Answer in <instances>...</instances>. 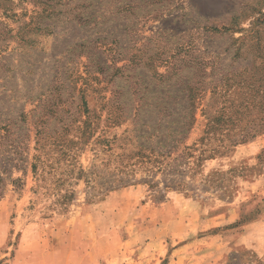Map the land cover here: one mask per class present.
Returning <instances> with one entry per match:
<instances>
[{"label": "rangeland", "instance_id": "rangeland-1", "mask_svg": "<svg viewBox=\"0 0 264 264\" xmlns=\"http://www.w3.org/2000/svg\"><path fill=\"white\" fill-rule=\"evenodd\" d=\"M186 85L194 122L167 130L157 106ZM0 110L26 118L28 158L36 130L94 135L43 181L0 155V264H264V0H0ZM139 131L161 169L110 191L75 178L112 167L97 137Z\"/></svg>", "mask_w": 264, "mask_h": 264}, {"label": "trees", "instance_id": "trees-1", "mask_svg": "<svg viewBox=\"0 0 264 264\" xmlns=\"http://www.w3.org/2000/svg\"><path fill=\"white\" fill-rule=\"evenodd\" d=\"M185 87L187 99L185 105L177 103L173 104L171 102L165 101L163 104H159L157 106L158 110L162 111L163 117L165 116L168 118L166 121L167 130H170L172 126L175 130L181 129L183 130V133H185L191 128V125L194 122L192 117L194 110H192V106L194 105L193 99L198 88L197 86L194 87L193 85H186ZM83 105L85 107L83 111L86 112L87 108L85 106V102H83ZM130 107L138 108L139 110H145L147 112V107L152 106L150 104H138L135 106H130V104L125 102L117 103L115 105V108L122 112L127 111ZM11 109L12 108H9V110ZM25 120L26 118L23 115L14 116L10 111L4 114L0 110V155L6 154L7 158L2 157L3 160L9 162L10 166H13L14 168L23 167L24 172L26 170L23 163L25 162L26 164H29L32 177L36 181H43L45 179L43 173L50 174L51 168H56L54 163H58L60 160L66 162L71 159L72 155H74V150H76L74 149V146L80 144V146H82L90 142L94 136L92 133V126L87 120L82 121L81 133L76 139H74L72 136L68 137L65 135L67 137L65 140L64 137L56 136L54 140L49 141L46 136L40 135V130H36V133L33 137V153L31 154V157L28 158L27 156L23 155V148L25 147V149L28 150L26 141L28 142L30 139H26L25 141L21 136L22 130H24L23 124L25 123ZM214 120L216 124H219L222 121V117L219 116ZM122 122H124V120H119L115 122V124H120ZM150 122V118H144L140 121V127H147L149 126ZM208 126L210 129H214L213 125H211V121L208 123ZM140 133L141 131H139V134L134 135L132 139L126 136H112L111 138L101 136L97 137L94 141L104 145V147L101 148L102 151L108 152L112 150V153H108V158L103 164V166L106 168H108L109 165H112V167L108 170L106 169L105 173L98 174L99 179L97 178V180L94 178L97 176L94 174L96 170L92 168L93 164L90 170L87 171L79 166L75 178L83 179L86 183L90 184V186L92 185V187H102L106 185L107 191H110L118 187L115 185L128 186L140 182V180L135 178L136 173L139 169H149L147 166L149 163L159 164L160 166H158V169H161L163 161L159 158L160 155H162L161 152L156 150V148L149 147L146 145V143L141 142V136L143 135ZM185 137L186 135L184 136L183 134L181 138H177L175 140L176 144L173 147L176 148L180 143L183 142ZM114 143H116V146L113 148ZM156 144L160 146L158 141ZM161 144L164 146V143ZM47 145L52 146L53 149L55 148V150L58 151L59 156L55 161L48 157L47 154L50 152V150L48 147L46 148ZM116 148L117 150L115 151ZM14 159H17V161L13 162ZM7 170L8 168L6 167L0 170V190H2L4 185L5 177L3 175L5 172H7ZM69 171L73 172V168L69 169ZM60 174H63V172ZM93 179H95L97 183H91L90 181ZM12 182H19V179L13 180ZM64 182V176L55 179V183L57 185L64 184ZM141 182L145 181L141 180ZM176 185H181V182H176ZM67 193L68 192L61 195V200H65L68 197L70 198V196L73 194L70 193L68 195Z\"/></svg>", "mask_w": 264, "mask_h": 264}]
</instances>
